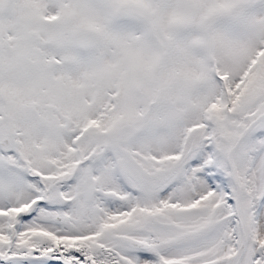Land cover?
<instances>
[{
  "label": "snow or ice",
  "instance_id": "obj_1",
  "mask_svg": "<svg viewBox=\"0 0 264 264\" xmlns=\"http://www.w3.org/2000/svg\"><path fill=\"white\" fill-rule=\"evenodd\" d=\"M0 264H264V0H0Z\"/></svg>",
  "mask_w": 264,
  "mask_h": 264
}]
</instances>
